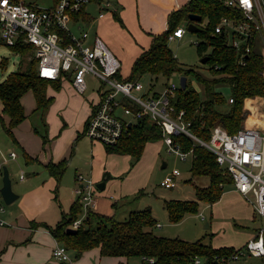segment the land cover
I'll list each match as a JSON object with an SVG mask.
<instances>
[{"label":"trees","instance_id":"trees-1","mask_svg":"<svg viewBox=\"0 0 264 264\" xmlns=\"http://www.w3.org/2000/svg\"><path fill=\"white\" fill-rule=\"evenodd\" d=\"M188 13H196L201 17L200 23H197L200 30L196 31L200 41L196 45L201 48L210 47L209 53L204 54L207 59L203 64H208V71L212 74V78L206 79L192 68L183 67L166 45L168 34L181 21H188ZM231 15L233 11L223 6L218 0H186L179 8L169 12L166 29L151 35L149 46L134 59L128 75L130 79L147 75L149 90H151L158 81L167 80L175 72L184 76L192 74L201 84L202 95H199L186 79L185 87L182 89L177 87L170 98V104L174 109L172 114L175 115L182 110V119L189 122L188 128L191 133L202 140L209 138L210 127L215 123H220L228 132L236 131L243 119V99L254 95H264L261 56L252 49L242 54V50L227 43L225 32L214 31L221 16ZM115 18L119 21L118 16ZM8 47L20 55L30 54L24 70L10 71L0 81L2 103L0 124L11 137L12 127L25 117L19 101L21 94L30 89L35 99V109L42 115L51 100V97L45 95V85L49 83L54 88H58L59 79H48L37 75L36 59L32 55L31 44L16 42ZM241 54L243 64L238 61ZM216 84H225L229 87L230 96L228 97L232 98L231 102L228 101V97L225 98L215 90ZM163 85H166V81ZM159 91L151 90V94L156 95ZM246 103L252 110L254 101L248 99ZM3 114L8 117L6 124H4ZM41 136L44 140V135ZM160 138L159 126L149 121L146 115H142L129 125L127 135L118 139L115 144H104V148L107 152L128 154L138 159L145 142ZM171 138L172 143L178 145L180 150L190 151L191 173L205 174L209 178L206 187H196V200L171 199L164 202L168 220L177 222L185 213L197 211V200L208 203L217 200L222 191V185L230 183L231 179L216 163L213 154L195 140L183 133H172ZM25 154L26 162L32 160ZM45 167L48 173L58 181L64 171L65 161L61 160L56 164L49 162ZM81 211L80 203L74 201L67 212L62 213L61 219L54 226H48L51 235L67 249L74 250L75 256L83 250L98 246L101 255L123 256L126 259L144 255L154 257V262L150 264H189L190 257L196 254L211 258L214 253L232 250L230 246L213 248L199 240L190 242L180 238L155 235L150 230L155 220L146 209L129 212L123 220L88 210L73 232L66 231Z\"/></svg>","mask_w":264,"mask_h":264},{"label":"built area","instance_id":"built-area-1","mask_svg":"<svg viewBox=\"0 0 264 264\" xmlns=\"http://www.w3.org/2000/svg\"><path fill=\"white\" fill-rule=\"evenodd\" d=\"M233 11L231 16H221L214 27L217 33L225 32L227 43L247 53L256 51L262 58L264 68V0H218ZM89 0H54L49 7L26 0H0V39L12 46L16 42L32 45L36 59V72L40 77L59 79L69 73L70 83L77 92L86 87V75L94 77L97 102L89 114L82 133L91 140L112 145L127 135L128 127L142 115L159 126L162 142L168 151L184 158L190 151H182L172 143V133H183L214 156L219 167L230 177L232 187L255 210L262 222L254 234L241 246L231 251L214 253L211 258L202 255L190 257L189 264H229L244 256L264 257V130L240 126L228 132L220 123L210 127L207 140L196 137L189 130V122L182 119V110L172 114L170 98L179 85L166 84L153 95L143 88L137 78L130 79L119 73V61L105 43L94 35L90 43L84 40L88 32L76 25L75 35L68 27L72 16ZM178 8V3L175 2ZM101 15V13H99ZM184 28L178 25L168 39L181 37ZM242 54L239 63L243 64ZM137 92V93H134ZM231 102L232 98L228 97ZM10 156L14 153L11 151ZM179 174L176 168L167 172L159 185L171 187ZM22 174H20V177ZM94 184L84 175H75L74 193L80 203L82 214L95 208ZM4 206L0 203V212ZM82 215V217H83ZM82 218L71 222L76 228ZM4 220L0 218V224ZM57 264H72L68 249L57 242L51 249ZM145 263H153L154 257L140 256Z\"/></svg>","mask_w":264,"mask_h":264},{"label":"rangeland","instance_id":"rangeland-1","mask_svg":"<svg viewBox=\"0 0 264 264\" xmlns=\"http://www.w3.org/2000/svg\"><path fill=\"white\" fill-rule=\"evenodd\" d=\"M38 4V6L49 7L54 0H26ZM180 3L184 0H179ZM110 7V6H109ZM186 21H181L179 25L185 29ZM200 21L198 22V24ZM68 27L75 35L79 34V30L72 23H68ZM147 40L148 37H145ZM200 41V37L194 31L184 30L181 37L166 40L167 47L171 50L176 60L183 67H190L200 76L208 79L212 78V74L208 71V64L200 63L202 55L209 53L210 47H198L196 44ZM124 48H128L126 42L119 40ZM146 42V41H145ZM137 44H142L136 41ZM30 58L29 53L20 55L10 50L0 39V79L9 71L24 70ZM6 59V62H5ZM124 69H122V72ZM181 74L175 72L169 76L166 84L174 83L179 85V76ZM190 85L202 95V87L192 74L185 76ZM143 88L151 93V90H160L165 81H158L151 90H149V79L147 75L137 77ZM2 80V79H1ZM63 80V79H61ZM162 83V84H160ZM87 89L82 95L90 94L91 89L99 83L92 77L86 75ZM64 85V86H63ZM215 90L219 91L225 98L230 96V90L227 85H215ZM46 93H52V97L46 106L43 114L40 111L29 113L21 123L37 129L43 133L46 128L47 135L52 136L58 134L60 143L67 135L70 126L64 125L66 118L71 121L72 126L82 129V116L78 110L77 91L74 88H67L63 82L58 89L47 83L44 88ZM137 93V92H134ZM76 94V95H75ZM81 95V94H80ZM264 96V95H254ZM28 97V103H23L25 111L31 110L33 99L30 91L23 93L24 100ZM253 97V96H252ZM262 99V98H261ZM53 100V102H52ZM256 101V100H255ZM254 101V102H255ZM52 102V103H51ZM256 103V102H255ZM247 103H245L246 105ZM254 104V103H253ZM244 105V106H245ZM77 109V111H76ZM247 109V108H246ZM249 109V108H248ZM257 109L264 113V99L257 103ZM21 121V120H20ZM68 125V124H67ZM63 126V127H62ZM63 128V129H61ZM76 135V134H75ZM74 138L69 142L70 155L67 159V167L62 173L57 184L56 194L62 195L67 193L68 196L73 195L75 187L74 172L80 171L82 175H89L93 182L94 199L96 201L97 213L110 214L117 220H123L129 212L148 210L153 219L160 226L153 225L151 231L158 236L169 238H181L186 241L199 240L210 246H233L239 247L247 240V230L244 226L251 227V222L247 217L240 215L243 207L237 203L232 192L227 190L230 188L228 184L222 185V193L214 203H208L203 200L198 201L197 211L195 213H185L177 222H170L167 217L164 202L171 199H193L195 197V185L203 186L208 182L205 174L192 175L189 171L191 157L179 159L173 151H168L166 145L162 143L146 144L143 152L136 159L130 155L108 154L103 150L102 143L91 140L85 135L79 139ZM162 161L166 162L165 167L160 168ZM172 168H176L180 172V179L174 187H164L159 185L162 177ZM108 175L105 188L99 190L96 183ZM86 176V177H89ZM12 180L14 179L11 175ZM176 182V180H175ZM54 192L52 199H54ZM63 198V197H61ZM76 201V197H74ZM57 200L54 199V203ZM60 203L66 206L63 199ZM114 202V204H113ZM113 204V205H112ZM4 207L7 204H2ZM67 212V210L65 211ZM82 213H78L77 217L82 218ZM249 221V222H248ZM75 254L74 250L68 249V253ZM88 264H95L96 257L94 253H88L85 256ZM108 262L107 257L100 258L98 264ZM128 264H142L140 257L133 256L127 258ZM229 264H264L262 257L244 256Z\"/></svg>","mask_w":264,"mask_h":264},{"label":"crops","instance_id":"crops-1","mask_svg":"<svg viewBox=\"0 0 264 264\" xmlns=\"http://www.w3.org/2000/svg\"><path fill=\"white\" fill-rule=\"evenodd\" d=\"M185 1L186 0H184V2ZM175 2L178 3V8L184 3H180L179 0H89L79 12L72 16V23L75 26L79 25L87 30L88 37L84 40L86 43H90L94 35H97L105 43L113 56L119 61L120 75L128 77L132 62L149 46L151 35L166 29L169 12L173 9H177ZM99 13H101V15H99ZM115 16H118L119 21ZM145 37H148V39L146 40ZM120 39L126 42L129 49L124 48L120 44ZM136 41H140L142 44H137ZM122 69H124L123 71L125 72H122ZM261 74L264 78V68L261 70ZM5 76L1 79H4ZM87 76L92 77L90 74H87ZM92 78L96 80L94 77ZM70 80L71 76L67 73L59 78V85L63 82V84L71 90L73 87ZM97 87L98 85L95 86V90L94 88L91 89L90 94L87 96L82 95L87 89V84L83 92H77L78 94L76 98L78 100V110L82 116V129L77 128L78 125H76V128L75 126L73 127L71 121L66 118L64 125L70 126V129L60 143L54 142H58L61 134L60 136L58 134L54 136H52V134L47 135L46 128H44L43 133H40L37 129L31 127V125L27 126L26 124L21 123L22 120L12 127L11 137L5 132L3 126L0 124V187L2 185V166H5L10 179L11 189L16 193V197L4 207L3 211L0 212V218L4 220V223L0 224V264H57L51 256V249L58 241L51 235L48 226H54L61 219L62 213L69 209V206L74 202V197L76 196L74 191L73 195L70 197L64 192L62 195L56 194L57 184L60 182H58L59 180L56 181L55 178L48 173L45 165L49 162L56 164L59 161L64 160L65 168L67 167L68 163L66 158L70 155L69 142L74 138L75 134V140L84 135L82 131L85 122L97 102ZM26 91H30L33 99L30 112L25 111L23 106L24 102L28 103V97H26L25 100L23 98V93ZM26 91H24L19 98L25 115L23 119H25L29 113L39 111L35 109L36 104L32 91L30 89ZM45 95L54 98L52 93L45 92ZM261 98L264 99V96L245 97L243 99V119L241 120L240 126L251 127L260 131L264 130V113H259L257 109V103L259 101L261 102ZM248 99L252 101L256 100V103L254 102L253 104L252 110L248 109L247 104L245 105ZM1 109L2 103L0 100V114ZM2 117L4 124H6L8 117L4 114ZM42 134L44 135V140L41 136ZM154 142L165 145L161 138ZM149 143L153 142H145L143 150L146 144ZM102 146L106 155H122L121 153L107 152L104 148V144H102ZM11 151L14 153L13 156H10L9 154ZM24 153H26L32 160L26 162ZM187 156H190L192 159L191 153H187L184 158H180L179 156L178 158L185 159ZM165 165L166 162L162 161L160 168L165 167ZM77 173L81 174L80 171H75L74 177ZM20 174H22L21 177ZM11 175L14 178L13 180ZM179 175L180 172L175 177V184L171 187H174L177 184L180 179ZM84 176L86 177L89 175L85 174ZM107 177L108 175H105L97 182H103V187L101 189L96 186L99 190L105 188ZM87 178L90 179V176ZM208 183L209 178L206 185H195L194 188L206 187ZM226 184L230 186L227 191L232 192L237 203H240L243 207L240 215L247 217L251 222V227L247 225L244 226L248 233V236L246 237L248 239L260 226L262 220L256 214L253 207L232 187L231 182ZM53 192L54 199L57 197L55 203L54 199L51 198ZM61 199L64 200L63 203H65L66 206H63L60 203V201H62ZM193 200H196V198H193ZM198 201L199 200H197V207ZM0 203H4L1 194ZM96 206L97 204L95 201V208L88 210L97 212ZM87 211L83 217L86 215ZM105 215L110 214L105 213ZM155 225L160 226L156 220ZM218 247L229 246H213V248ZM230 247L233 248V246ZM90 252L95 254V264H98L100 258L103 257L108 258V262L105 264L127 262V259L123 256L101 255L99 247L94 246L83 250L77 256L69 252V255L72 257V264H88L85 260V256ZM262 258L264 259V257Z\"/></svg>","mask_w":264,"mask_h":264},{"label":"water","instance_id":"water-1","mask_svg":"<svg viewBox=\"0 0 264 264\" xmlns=\"http://www.w3.org/2000/svg\"><path fill=\"white\" fill-rule=\"evenodd\" d=\"M187 18H188V21H187L186 26H185L186 30L194 31V32L200 30V27L196 24L201 19L199 14L188 13ZM206 59H207V56H205V55L201 56L200 62L204 63L206 61ZM185 83H186V78L184 75L181 74L179 76V87L181 89L184 88ZM96 186L101 189L103 187V182L96 183ZM0 194H1L2 200L5 204H8L9 202H11L16 197V193H14L11 189L10 179L8 177L7 169L5 166H2V185L0 187ZM74 230L75 229L71 228V227L66 228V231H68V232H73Z\"/></svg>","mask_w":264,"mask_h":264}]
</instances>
